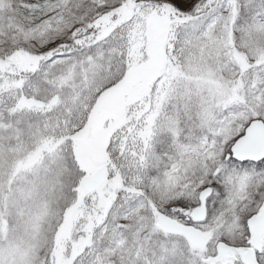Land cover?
<instances>
[{"label": "snow or ice", "instance_id": "obj_1", "mask_svg": "<svg viewBox=\"0 0 264 264\" xmlns=\"http://www.w3.org/2000/svg\"><path fill=\"white\" fill-rule=\"evenodd\" d=\"M0 264H264V0H0Z\"/></svg>", "mask_w": 264, "mask_h": 264}]
</instances>
